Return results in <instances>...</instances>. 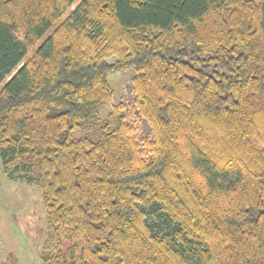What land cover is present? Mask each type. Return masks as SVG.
I'll return each instance as SVG.
<instances>
[{
    "label": "trees",
    "instance_id": "1",
    "mask_svg": "<svg viewBox=\"0 0 264 264\" xmlns=\"http://www.w3.org/2000/svg\"><path fill=\"white\" fill-rule=\"evenodd\" d=\"M0 162L44 264H264V1L0 0Z\"/></svg>",
    "mask_w": 264,
    "mask_h": 264
},
{
    "label": "rangeland",
    "instance_id": "2",
    "mask_svg": "<svg viewBox=\"0 0 264 264\" xmlns=\"http://www.w3.org/2000/svg\"><path fill=\"white\" fill-rule=\"evenodd\" d=\"M134 75L133 68L109 73L113 97L101 110L100 117L106 119L114 106L122 105L125 121L134 128L135 140L144 147L153 137L151 126L135 108ZM3 168L0 162V264H44L40 255L48 231L42 190L20 177V173L9 175Z\"/></svg>",
    "mask_w": 264,
    "mask_h": 264
}]
</instances>
